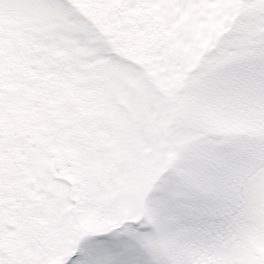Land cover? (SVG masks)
<instances>
[{
	"label": "snow or ice",
	"instance_id": "snow-or-ice-1",
	"mask_svg": "<svg viewBox=\"0 0 264 264\" xmlns=\"http://www.w3.org/2000/svg\"><path fill=\"white\" fill-rule=\"evenodd\" d=\"M0 264H264V0H0Z\"/></svg>",
	"mask_w": 264,
	"mask_h": 264
}]
</instances>
